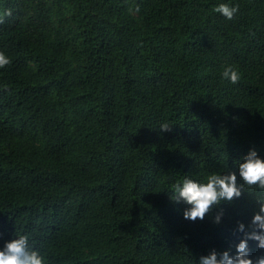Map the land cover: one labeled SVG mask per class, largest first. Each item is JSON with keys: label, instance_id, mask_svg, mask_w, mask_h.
Wrapping results in <instances>:
<instances>
[{"label": "trees", "instance_id": "obj_1", "mask_svg": "<svg viewBox=\"0 0 264 264\" xmlns=\"http://www.w3.org/2000/svg\"><path fill=\"white\" fill-rule=\"evenodd\" d=\"M0 52V247L27 236L46 264L235 254L258 188L195 222L169 197L264 158V0H0Z\"/></svg>", "mask_w": 264, "mask_h": 264}, {"label": "clouds", "instance_id": "obj_2", "mask_svg": "<svg viewBox=\"0 0 264 264\" xmlns=\"http://www.w3.org/2000/svg\"><path fill=\"white\" fill-rule=\"evenodd\" d=\"M238 6L232 7L226 3H221L214 7L213 11L221 14L228 20H232L238 12ZM131 12L132 9L130 8ZM135 11L139 12V6H135ZM10 15L9 11L6 13ZM11 63L10 59L0 52V68H4ZM224 79L232 84L238 83L240 75L232 66H228L222 73ZM172 127L164 123L160 130L171 131ZM236 171H229L226 174L212 173L207 175L202 181H194L185 175L181 181L172 186L173 194L169 197L174 204L184 202L187 207L183 212L186 220L195 222L197 219L203 220L207 214L218 208L222 202L231 203L242 195V191L247 188H258L260 196L256 198L259 210L256 212L250 223L245 226L238 222V227L233 235L240 234L239 243L235 245V254L232 250L218 253L213 249L208 255L201 256L198 264H264V158H261L255 150H250L243 157L242 162L237 165ZM238 179L240 183H238ZM223 211L214 217L213 222L219 224ZM3 235L0 234V240ZM256 243V255H252L249 242ZM0 264H46L45 258L35 250L29 248L28 237L19 236L3 242L0 247Z\"/></svg>", "mask_w": 264, "mask_h": 264}]
</instances>
